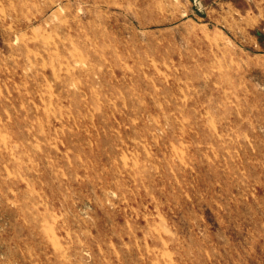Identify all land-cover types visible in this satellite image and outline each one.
<instances>
[{
  "label": "rangeland",
  "instance_id": "obj_1",
  "mask_svg": "<svg viewBox=\"0 0 264 264\" xmlns=\"http://www.w3.org/2000/svg\"><path fill=\"white\" fill-rule=\"evenodd\" d=\"M0 264H264V0H0Z\"/></svg>",
  "mask_w": 264,
  "mask_h": 264
},
{
  "label": "bare ground",
  "instance_id": "obj_2",
  "mask_svg": "<svg viewBox=\"0 0 264 264\" xmlns=\"http://www.w3.org/2000/svg\"><path fill=\"white\" fill-rule=\"evenodd\" d=\"M26 22V21H25Z\"/></svg>",
  "mask_w": 264,
  "mask_h": 264
}]
</instances>
